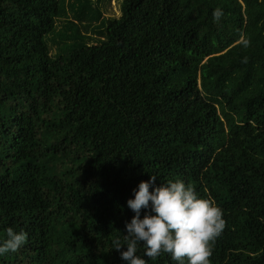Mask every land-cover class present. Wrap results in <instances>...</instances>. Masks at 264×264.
<instances>
[{"label":"trees","instance_id":"obj_1","mask_svg":"<svg viewBox=\"0 0 264 264\" xmlns=\"http://www.w3.org/2000/svg\"><path fill=\"white\" fill-rule=\"evenodd\" d=\"M117 2L0 0V237L28 233L0 264H125L149 176L222 210L210 264H264V0Z\"/></svg>","mask_w":264,"mask_h":264},{"label":"clouds","instance_id":"obj_2","mask_svg":"<svg viewBox=\"0 0 264 264\" xmlns=\"http://www.w3.org/2000/svg\"><path fill=\"white\" fill-rule=\"evenodd\" d=\"M223 15L221 8H215L213 22ZM155 181V176H149L132 189L126 205L134 215L125 223L123 239L112 241V249L125 264H147L145 258L155 260L162 254L174 264H210L211 242L224 228L222 210L181 179L158 186ZM27 240L24 229L7 228L0 237V256L17 252ZM140 247L142 254H138Z\"/></svg>","mask_w":264,"mask_h":264},{"label":"rangeland","instance_id":"obj_3","mask_svg":"<svg viewBox=\"0 0 264 264\" xmlns=\"http://www.w3.org/2000/svg\"><path fill=\"white\" fill-rule=\"evenodd\" d=\"M105 11L106 12H102V9H101L102 16L104 18H109V17H112V16L118 17L120 15V13H119V8H118V2H117V0H110V4L109 5H105ZM165 26H166L165 24H162V25L161 24H155V25H152L151 28H148L147 31H146L148 37L150 38V40L154 43L155 47H157L158 51H160V53H161L160 56H161V59L162 60L165 58V55H166L163 52L164 51V48H165L164 47V41H165V38L169 34V31H166ZM174 47H179V46L176 45ZM170 48L173 49V46L170 47ZM160 49H162L163 51L161 52ZM51 53L52 54L55 53V50H54L53 47H52ZM168 54L171 55L172 54V51H170ZM180 59H182L181 61L184 60L183 57L180 58ZM198 84H199V81L196 80V86L197 87H198Z\"/></svg>","mask_w":264,"mask_h":264}]
</instances>
